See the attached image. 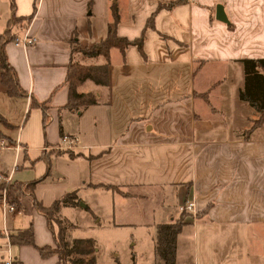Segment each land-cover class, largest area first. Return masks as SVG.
Masks as SVG:
<instances>
[{
	"label": "crops",
	"instance_id": "0c3cea01",
	"mask_svg": "<svg viewBox=\"0 0 264 264\" xmlns=\"http://www.w3.org/2000/svg\"><path fill=\"white\" fill-rule=\"evenodd\" d=\"M10 1L0 0V35L11 14L31 17L26 28L11 31L35 42L26 49L4 45L25 95L6 94L0 84V140L22 147L0 150V174L17 166L10 185L46 176L14 212H3L0 203V261L3 233L31 227L34 246H10L17 264H57L56 255L37 252L53 249L54 239L33 204L47 208L69 192L83 207L58 213L72 224L68 239L95 242L102 218L107 228L128 227L137 246L132 264H162L153 251L155 229L174 222L186 201L194 213L184 216L174 264L180 243L186 264H232L242 241H264V122L242 129L250 120L246 108L255 110L238 98L241 62L264 60V0H180L171 7L178 0ZM217 6L225 23L215 19ZM108 31L128 42L142 35L141 54L135 46L111 49L107 86H77L79 93L93 92L95 104L65 108L73 46L90 48ZM64 135L79 139L71 157L56 149Z\"/></svg>",
	"mask_w": 264,
	"mask_h": 264
},
{
	"label": "trees",
	"instance_id": "16d2710c",
	"mask_svg": "<svg viewBox=\"0 0 264 264\" xmlns=\"http://www.w3.org/2000/svg\"><path fill=\"white\" fill-rule=\"evenodd\" d=\"M10 1V0H9ZM180 0L170 3L168 7H171ZM12 5L10 1V12H12ZM113 24L117 22V13L112 10ZM11 19L5 25L4 32L0 35V84L3 86L6 94L9 95H25L17 84L16 75L12 68L9 66L4 55V45L14 38L11 29L17 27L24 29L28 25L30 18H14L12 14ZM150 20L146 23V28H150ZM142 35L132 42H128L123 38H118L110 31L107 32L106 37L90 48H75L71 50V61L66 68L65 83L68 89L67 100L64 107L70 110L83 109L87 106L95 104V94L92 93H79L77 92V86L85 81H89L96 86H107V67L110 62L109 51L116 49L120 53L128 46H135L138 52L141 54V41ZM79 55L82 59H98L102 60L100 65L85 66L77 62L72 58V55ZM243 68V87L238 93V98L242 101H246L255 112L259 113L258 117L253 121L252 127L258 125V123L264 122V60H244L241 62ZM31 106H37L44 110V104L30 100ZM44 119V118H43ZM45 125V119L43 120V126ZM58 153L62 152L60 149ZM68 156H73V153L68 152ZM64 153V152H63ZM47 168L50 167L48 158H44ZM48 172V171H47ZM46 176V173L35 179L34 181L20 183H11L6 186L5 196L7 201L13 206L14 209L19 207L21 198L26 195H31L32 189ZM4 189L0 184V190ZM79 204L77 193H66L61 199L51 203L47 208H43L38 203L33 204L34 210H36L44 219L51 231L54 239V248L50 249L44 247L38 249V254L42 258L56 255L57 264H95L94 255L96 252L94 241L91 239L82 240H70L68 239V231L72 228V224H69L65 220L59 218L58 213L61 208L75 207ZM185 214H180V217L170 223L157 225L155 229L154 247L153 251L155 256L161 261L162 264H174L175 257V241L177 234L182 227L186 225L184 220ZM53 226L56 227V232H53ZM8 241L11 245L17 246H34L32 240V228L27 227L20 232L8 236ZM118 264V263H116Z\"/></svg>",
	"mask_w": 264,
	"mask_h": 264
},
{
	"label": "rangeland",
	"instance_id": "374dc122",
	"mask_svg": "<svg viewBox=\"0 0 264 264\" xmlns=\"http://www.w3.org/2000/svg\"><path fill=\"white\" fill-rule=\"evenodd\" d=\"M75 58L80 60V62L81 60L82 61L86 60L80 58L79 55H76ZM236 79L237 78H234L232 82L227 81V83L235 84V82H237ZM246 109L247 110L245 114L249 116L250 120H247L243 124V126H241L243 127L242 129L244 128L247 129V127L252 124L253 121L252 119H255L257 117L256 112L248 108ZM116 205L118 207L116 208V210L118 209V211H121V213H123L124 208L119 207L120 205L119 202H117ZM179 217L180 215L178 216V218ZM66 222H68V220ZM106 226H107L106 220L102 218V220L99 221V224L97 225V230H95L93 233V238L95 240L94 244L96 249L95 253H97V264H116V263L130 264L132 262L131 256H134V250H137V246L133 247L132 244V237H131L132 230L129 229L128 227L127 228L114 227L111 229V228H107ZM0 230H1V226H0ZM132 234L133 236H135V238L139 239L137 231H133ZM184 245L185 243H180V247L183 253H185V251L182 249V246L184 247ZM245 247L249 248V254L247 255L245 253ZM239 248L240 249L237 251V253H235L233 257L230 258L232 264H264V241L263 242L249 241L248 243H246V241H242L241 244H239ZM181 250H179V260L177 261V264H186L184 260L187 259H183ZM200 261L202 262V260L197 259V264H201ZM188 263H192L190 259ZM222 264L225 263L222 262Z\"/></svg>",
	"mask_w": 264,
	"mask_h": 264
},
{
	"label": "built area",
	"instance_id": "2783aa9c",
	"mask_svg": "<svg viewBox=\"0 0 264 264\" xmlns=\"http://www.w3.org/2000/svg\"><path fill=\"white\" fill-rule=\"evenodd\" d=\"M38 2L40 0H37ZM35 42V38L33 37H28L26 34L22 35L21 37H16L11 41V44L16 46H19L23 49H26L28 47H31V45ZM79 144V139L76 136H66L62 137L61 139V145L56 147V149L60 150H73L74 148H77ZM5 148H11L12 150L15 151V153H18L21 151L22 147L16 143L11 144L8 141L0 140V150H4ZM17 166L14 165L12 170H16ZM11 170V171H12ZM5 174L3 176L0 174V184L4 187V189L0 190V203L2 205L1 209L3 212H14L13 206L7 201V197L5 196L6 191L5 188L6 186L10 185V173ZM178 213L179 214H193L194 213V204L191 202H185L181 204L180 207H178ZM3 239L5 243L3 244L2 247V256L3 259L0 261V264H17L16 259L11 255L10 252V242L8 241V233L4 232L3 233Z\"/></svg>",
	"mask_w": 264,
	"mask_h": 264
},
{
	"label": "water",
	"instance_id": "95a60500",
	"mask_svg": "<svg viewBox=\"0 0 264 264\" xmlns=\"http://www.w3.org/2000/svg\"><path fill=\"white\" fill-rule=\"evenodd\" d=\"M215 9H216V12H215V19H216L217 21L221 22V23H225L226 20H225V18H224V15H223L222 9H220L219 6H217ZM79 207L81 208V207H83V205H82V204H79Z\"/></svg>",
	"mask_w": 264,
	"mask_h": 264
}]
</instances>
